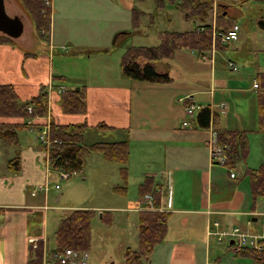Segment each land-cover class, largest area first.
<instances>
[{
	"label": "crops",
	"instance_id": "0c3cea01",
	"mask_svg": "<svg viewBox=\"0 0 264 264\" xmlns=\"http://www.w3.org/2000/svg\"><path fill=\"white\" fill-rule=\"evenodd\" d=\"M90 1L94 3L85 7L84 4ZM119 1L124 7H133V0ZM100 2L103 7L104 0H86L83 4L80 0H52L50 40L48 43L42 42L46 47L45 52L39 49L40 52L30 51V55L24 56L25 52L17 49L19 48L17 45L0 44V84H12L23 101L36 95L42 87L48 88L49 84L56 100L60 97L57 94L59 85L64 84L67 90L73 85L83 86L87 112L83 115H66L61 112L58 104L53 102L54 120L57 117L58 123L86 122L90 126L104 122L117 129L129 130V158L126 166L129 167V171L131 167L132 171L139 167L140 175L137 178L139 183L144 176H153L156 182L159 181L162 185V204L159 210L169 212L165 238L155 247L145 264H229L224 255L212 257L218 240L215 235L209 233L210 220L219 219L226 228L239 225L240 218L247 217L248 221L245 220L247 223L244 227L257 230L254 229V224L259 223L261 218L264 219V198L260 200V206L255 210H249L248 203L246 205L243 196L239 194L233 195L231 199L227 198L226 189L237 180L229 175L224 181L219 177L215 178L214 165L207 146L209 131L200 125L203 110L190 117L193 121L192 128L184 127L182 121L186 112L184 105L179 104V99L191 96V102H198L199 105L209 108L212 116L219 113L218 127L245 130L250 133L249 139L256 138L264 147V131L259 130L257 88L251 86V82L246 87L233 85L218 72L215 57L219 51H223L221 50L223 48H215L204 58L196 51L178 50L172 62L170 61V75L173 80L168 84L137 82L126 78L120 69V59L127 43L119 47L113 44L119 34L130 30V20L119 21L113 14H106ZM252 7H257L260 16L257 19L255 17L249 19L251 23L255 19L258 23L256 30L264 32V0H237V3L226 7L225 10L228 11V17L241 20L242 16L244 19L250 16L247 8ZM28 23V33L31 34L33 24L31 21ZM24 35L23 27L21 35L13 39H21L24 43L26 41ZM250 35H252L250 31L246 33L243 30L242 39L239 36L235 48H239L243 39ZM255 47L256 53L264 52V41L263 46L259 47L256 44ZM252 48L254 43L250 44V49ZM59 49L66 51L65 53L74 60L87 61L85 74L91 77L89 81L81 72L79 77L62 68L57 69L59 73L54 70L53 60L55 55L59 54ZM91 51L94 53L87 54ZM69 56L61 57L67 62ZM257 68L248 71V75L255 74L257 77L258 73L264 72L262 65H258ZM2 74H5L4 77ZM218 91L221 92V98L218 97ZM231 92L242 99H245L243 95H251L250 101L246 103L248 111L244 116L233 109L228 98ZM202 94L209 95L208 101L205 99L202 103L203 100L200 98ZM221 103L225 104L224 108L220 107ZM5 120L18 121V119ZM18 133L19 130L17 147L4 145L0 140V151H7L9 156L8 149L12 148L15 152V149L19 148L21 156V169L18 173L14 174L7 168L10 174L0 173V208L38 209L43 206L32 204L31 198L37 197L39 193L33 196L30 194L33 191L31 185L27 184L30 179L22 173L27 167V164L24 165L27 153L31 164L41 168L43 163L41 145L28 146L27 149L20 148ZM192 151H195V156ZM42 171L44 172L43 168ZM182 173L189 174L188 180H195L199 188L195 198L190 194L183 195L191 198L193 202L189 199L188 203L178 206L175 193L172 198V183L181 179L182 177L177 178V175ZM29 197L30 200L27 199ZM134 200L130 203L129 211L141 210L137 208L139 197ZM210 209L214 213L209 215L207 211ZM95 210L102 211L101 208ZM5 212L11 215L12 219L8 217L4 226L0 225V233L5 226L18 232L22 226L14 227L13 223L19 217L28 214L20 210ZM29 238L39 237H26L27 250ZM240 255L249 257L252 263L256 264L254 258ZM27 259L24 258L22 264H27ZM164 259L166 261L163 262Z\"/></svg>",
	"mask_w": 264,
	"mask_h": 264
},
{
	"label": "trees",
	"instance_id": "16d2710c",
	"mask_svg": "<svg viewBox=\"0 0 264 264\" xmlns=\"http://www.w3.org/2000/svg\"><path fill=\"white\" fill-rule=\"evenodd\" d=\"M19 1L30 16L35 34L40 40L48 43L50 40L51 9L44 4V0ZM165 1L167 0H155V3L157 6L162 7L165 5ZM168 1L175 3L176 0ZM182 1V6H179V9L184 14V17L187 20H200L202 22L201 25L185 31H163L159 35V43L153 46L127 45L120 59V69L126 78L137 82L168 84L173 80L170 75L171 64L169 62L175 57L178 50L187 49L196 51L200 57L204 58L215 48L228 47L226 44L229 43H222L219 33L230 29L236 23L233 18L228 17V11L225 10L226 7L235 4L236 0H221L222 4L220 6L225 7V9L218 12V15L216 14V38L213 35L215 30L212 24L205 22L208 17V11L213 10V0ZM131 10V28L129 31L123 32L115 38L114 46L126 45L129 38L138 32L137 28L140 25V16L143 12L134 7ZM11 39L4 34H0V44H11ZM90 53L92 54L94 51L87 52V54ZM231 62L238 67L231 60L229 61V67H231ZM231 69L238 71L239 67L236 70L233 67ZM256 80L258 84L256 88L258 90L259 130L264 131V72L258 73ZM181 99L183 101H180ZM181 99L179 101L183 103L186 112L182 124L184 121H189V125L183 126L192 128L193 121L190 120V117L193 115L187 114V108L191 104L196 103L191 102V98L189 97ZM48 101L46 87H42L29 100L23 101L12 84H0V140L4 145L17 147V131L25 128L27 124H33L32 126L36 129L39 128L42 122L35 121L34 123H29L28 121L34 117L43 118L49 110ZM28 106L32 107V112L30 113L27 110ZM59 106L61 112L66 115L85 114L87 112V105L84 87H75L68 90L64 88L60 93ZM202 110L200 125L209 131V138L207 140L209 151V139L211 128H213L217 134L218 146L225 151L227 156L223 165L227 167L229 176L232 171L237 172L236 177L233 179L238 181L240 177L237 169L243 166L244 177L250 179L253 200L252 209L255 210L259 198H264V163L259 167H251L248 164L250 133L245 130H229L218 127L219 113H215L212 116L209 108L203 107ZM5 119H18V121L11 122ZM95 131L100 135L99 138L93 136V132ZM128 132L129 130L127 129H117L104 122H98L94 126H90L86 122L62 124L51 118L49 131L51 142L48 148L49 171L47 172L49 182L51 176L57 174L60 170L68 172L70 174L69 177L75 172H81L86 165L89 153L97 151L106 160L119 164V171L124 185L118 186V189L126 191L128 171L126 164L129 158ZM121 133L123 135L115 136V134ZM89 135L90 138H88ZM37 141L41 145L38 139ZM14 153V157L8 159L6 167L9 168V171L16 174L21 169L19 148H16ZM10 163H13V165L11 166ZM212 164L215 165L217 163ZM146 195H151L152 199L151 204L145 205V209L138 211V248L136 250L127 248L125 250V264H145L151 257L155 247L163 242L168 231L169 212L159 210L162 204V185L159 181L156 182L153 176H144L142 182L138 184V197ZM18 210L25 212L29 216H35V220L37 219L35 214H40L41 220L42 210H45V208H0V213H5V211L18 212ZM94 214V211L90 209H72L64 213L55 230V246L49 248L48 240L45 238L47 249L57 253H63L67 249L86 252L89 262L88 250L91 246L92 218ZM103 217L105 218L104 215ZM215 220L220 221L219 219L212 218L209 226ZM239 226L246 228L242 225ZM35 227L32 225L29 228L27 238L30 236L39 237V247L38 249H32L31 244L28 242L27 264L39 262L42 257V239L44 236L39 235L42 231L38 228L35 229ZM222 228L224 227L222 226ZM218 242L220 241L218 240ZM222 243H227L231 249L230 245L232 242H220V244ZM236 254L250 256L255 259L256 264H264V253L262 251L246 249Z\"/></svg>",
	"mask_w": 264,
	"mask_h": 264
},
{
	"label": "rangeland",
	"instance_id": "374dc122",
	"mask_svg": "<svg viewBox=\"0 0 264 264\" xmlns=\"http://www.w3.org/2000/svg\"><path fill=\"white\" fill-rule=\"evenodd\" d=\"M4 1L7 14L10 16L17 15L22 20L24 25V36L26 37L24 43H22L21 39L12 38L11 44L17 45L19 47L17 49L21 51L23 50L25 52L24 56L30 55V51L38 52L39 49H43L45 52L46 47L45 45H42L43 41L35 34V30L32 28L31 34L28 33V22L31 21V19L20 1ZM80 1L83 4L86 0ZM182 2V0H176L175 3H172L167 0L165 1L164 6L159 7L155 3V0H133V7L142 11L143 14L140 16V25L137 28L138 32L129 38L127 45L153 46L159 43V35L163 31H185L197 27L198 24L201 25L202 22L200 20L194 21L185 19L184 14L179 9V6H182ZM93 3V1H90L85 3L84 6L89 7ZM220 4H222L221 0H213V10L208 11V17L205 22H210L212 27H216L217 25L216 14L218 15V12L222 10L224 11L225 9V7H221ZM100 5L102 7L101 2ZM102 8H104L103 12L106 14H113L116 20H130L131 26L132 10L131 8L124 7L123 4L121 5L119 0H104ZM247 10L249 11L250 16H247L246 19L242 18V16L241 20L234 21L240 26V37L242 36L243 30L246 33L250 31L252 35L248 36V38H244L242 43L238 42L240 43L239 48H235L236 41L226 44L228 47L221 49L223 51H219L215 57L217 60L216 69L219 70L218 72L230 80L233 85H240L241 87H246L249 82H251V86L254 85L253 83L257 82L255 79L256 75H248V71H253L258 65L264 67V52L261 51L256 53L255 50L256 44L259 47L263 46L264 32L256 30L258 29V23H256L254 18H252L254 19L252 23L251 19H249L250 17H255L257 19L260 14H258L257 7H252L251 9L247 8ZM251 43H254V48L252 49H250ZM59 51V54L55 55L53 60L54 70L58 72L57 69L62 68L65 71L72 72L74 75H78L79 77H81V73H84L86 80L89 81L91 77L85 74L87 61H85V59L74 60L71 56L65 53L66 51L61 49H59ZM61 56H69L67 57L68 61L64 62V57ZM229 60L237 63L239 71L233 72L230 70ZM2 75L4 77L5 74ZM36 75L38 76V70H36ZM63 86L66 87L64 84ZM60 87L61 85L57 88V94H59V96L61 93ZM75 87L77 86L73 85L71 88ZM47 91L49 100L48 112L50 111L49 113H51L52 119H54L52 113L53 102L55 104L57 103L59 106V100H56L50 84ZM218 97L221 98L220 91H218ZM250 97L251 95H243V98L245 99H242L234 92L228 94L233 109L239 111L243 116L248 111L246 103L250 101ZM53 98H55V101H53ZM200 98L203 100L202 103H204L205 99L208 101L209 95L202 94ZM179 104L183 105V103ZM196 104L199 103L196 102ZM42 120L45 121V119ZM32 125L33 124H27L25 127L26 129L19 130L20 148L27 149L28 146L39 145L36 139L39 132L38 128L36 129ZM93 133L95 138L100 137L97 131ZM90 135L88 138H90ZM117 135L120 136V134H115L116 137H118ZM121 135H123V133H121ZM41 149V159L43 160L41 168L31 164L29 160L30 156H28L29 154L27 153L26 162H24V165L27 164V167L22 173L23 176L30 179L27 184L31 185V188L35 191H38V184L45 181L44 176L47 174L45 165L46 149L43 148L42 145ZM8 150L9 156H7V151H0V173L5 175L10 174L11 172H9L7 170L9 168L6 167L8 158L11 159L15 155L12 148ZM192 153L195 156V151H192ZM262 163H264V147L260 145V142L256 138L250 139L248 164L253 167H259ZM10 165L12 166L13 163H10ZM42 168L44 169L45 175ZM131 168L130 171L129 167L127 168L126 191H120L118 189V186L124 185V181L122 180L119 171V164L106 160L102 154L97 151H91L89 153L86 165L81 172H75L70 177L64 179L58 177V174L52 175L49 182L50 188L45 196L42 192H38L39 195L37 197L27 198L28 200L31 198V201H33L31 203L34 205H40L44 208L48 207L46 210H42L41 220L39 217L40 214H35L37 216L36 220L34 218L35 216H25L24 214L13 223L15 224L14 227L22 226L18 232H14L11 227L8 229V227L5 226V229L0 233V264H22V260L27 258L28 250L26 247V237L29 234L28 231L32 225L36 226L35 229L38 228L42 231L39 235L44 236V238L48 240L49 248H53L55 246V230L61 217H63L64 213L68 212V210L77 208L90 209L95 213L92 218L91 246L88 250V264H125V250L127 248L133 250L138 248V211H129V209L131 208L130 203H133L135 201L134 199L138 197L139 180H137V178L140 174L139 167H136L134 171H132ZM237 171L240 179L231 183L232 185L229 189H226L225 195L229 199L235 194L243 196V199L246 201V205L248 203V209L250 210L253 206L250 179L244 177L243 166L238 168ZM213 173L215 178L219 177L222 181L226 180L229 175L227 167L218 163L214 165ZM188 177L189 174H178L177 178L181 179L172 183V198H174L175 193L178 206H181L182 203H188L187 201L191 199L187 196H183L185 193L190 194L192 198L197 196L199 188L198 184L195 180H188ZM55 184L59 185L58 189L54 187ZM151 199V195L139 197L137 208L141 210L145 209V205H148V202H150ZM261 199L262 198H259L257 202V208L260 206L259 202ZM191 202H193L192 199ZM97 208H101L102 211L95 210ZM8 217L10 220L12 219V216L7 212L0 214V225L4 226L5 220H7ZM247 219V217L240 218V223L238 224L245 226L248 221ZM245 220L247 221L245 222ZM263 220L264 219L261 218L259 223L254 224V229H257V231L261 230ZM6 239L9 240L6 241ZM26 254L27 256L25 257ZM214 255H224L225 260H227L229 264L231 262L232 264H253L249 257L236 254L229 248L227 243L219 244L217 242V248H215V252L212 255L213 258ZM164 261H166V259H164L163 262Z\"/></svg>",
	"mask_w": 264,
	"mask_h": 264
},
{
	"label": "built area",
	"instance_id": "2783aa9c",
	"mask_svg": "<svg viewBox=\"0 0 264 264\" xmlns=\"http://www.w3.org/2000/svg\"><path fill=\"white\" fill-rule=\"evenodd\" d=\"M51 3L52 0H44V4L49 8H51ZM239 30H240L239 24L235 23L230 29L219 33L222 43H230L237 41L239 39ZM213 35L214 38H216L217 36L216 30L214 31ZM230 66L233 67V69L235 70L238 69V67L232 62L230 63ZM254 86L257 87L258 84L255 82ZM63 90L64 87L61 86L60 91ZM190 97L191 96H189V98ZM180 101H183V99H181ZM224 106L225 104L222 103L221 107L224 108ZM202 108H203L202 105L191 104L187 108V114L194 115L197 111L202 110ZM27 110L29 113L32 112V107L28 106ZM49 112L45 116H43V118L34 117L36 118L35 120L34 118H31L28 121L29 123H34L37 120L45 119V121L42 120V124L38 128L39 132L36 137L40 141L43 148L46 149V155H45L46 172L49 171L48 148L51 142L49 138V131H50V122L52 116L51 113ZM183 125H189V121H184ZM209 147H210V157L212 163L224 164V162L227 159V156L225 154V151L218 146L217 134L213 128H211ZM236 173L237 172L232 171L230 173L231 178L236 177ZM57 174L58 177H60L61 179L68 178L70 175L68 172L62 170L58 171ZM54 187L58 189L59 185L55 184ZM49 188H50L49 179L46 174L45 181L38 185V191L33 190L32 192H30V194L33 196L36 195L37 192H42L43 195L45 196ZM148 203L151 204V201ZM207 212L209 215L214 213V211L211 209L208 210ZM209 233L211 235H215L220 242L223 241H228V242L230 241V243L232 242L230 246L235 253H240L246 249H254V250L262 251L264 253V224L262 225L261 231H257V230H251L249 228H243L239 225L231 226L228 228H222L221 222L215 220L214 222L211 223V226L209 228ZM42 240H43L42 257L39 262H35L34 264H87L88 255L86 252L75 251L70 249L65 250L63 253L53 252L52 250L47 249L45 244V238H43ZM39 241L40 238L28 239V242L31 244L32 249H38Z\"/></svg>",
	"mask_w": 264,
	"mask_h": 264
},
{
	"label": "water",
	"instance_id": "95a60500",
	"mask_svg": "<svg viewBox=\"0 0 264 264\" xmlns=\"http://www.w3.org/2000/svg\"><path fill=\"white\" fill-rule=\"evenodd\" d=\"M23 32V22L17 16H10L5 10V1L0 0V33L16 38Z\"/></svg>",
	"mask_w": 264,
	"mask_h": 264
}]
</instances>
